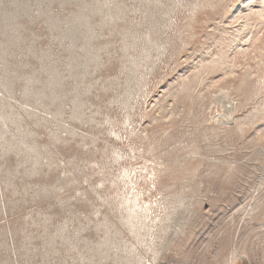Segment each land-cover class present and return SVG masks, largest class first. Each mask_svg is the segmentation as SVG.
I'll return each mask as SVG.
<instances>
[{
    "label": "rangeland",
    "instance_id": "rangeland-1",
    "mask_svg": "<svg viewBox=\"0 0 264 264\" xmlns=\"http://www.w3.org/2000/svg\"><path fill=\"white\" fill-rule=\"evenodd\" d=\"M0 264H264V0H0Z\"/></svg>",
    "mask_w": 264,
    "mask_h": 264
}]
</instances>
